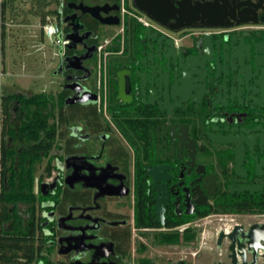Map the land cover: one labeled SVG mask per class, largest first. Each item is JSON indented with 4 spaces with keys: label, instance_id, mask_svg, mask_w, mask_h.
Segmentation results:
<instances>
[{
    "label": "flooded vegetation",
    "instance_id": "af4514ba",
    "mask_svg": "<svg viewBox=\"0 0 264 264\" xmlns=\"http://www.w3.org/2000/svg\"><path fill=\"white\" fill-rule=\"evenodd\" d=\"M210 1L54 2L57 13L53 23L62 35L71 31L74 22L82 25L78 34L82 42L71 47L68 41L56 45L59 50L53 73L60 77V91L67 90V97L72 91L65 85L79 82L96 93L95 103L74 104L100 103L105 109L102 108V114L109 128L92 133L81 121L67 123L68 135L74 139L75 152L64 154L60 149H54V175L48 176L51 179L47 182L54 187L52 190L48 188L47 194H42L40 181L37 183L38 194L46 198L39 202L40 209L37 208L36 214L40 218L42 232L53 236L50 241L54 244L55 254L52 252L49 255L53 263L262 264V259L252 263L248 252H245L243 260L236 252L232 257L227 234L235 226H238L237 231H243L253 223L262 225L264 229V211L252 210L253 202L264 204V95L260 96L258 88L252 83L255 76L251 66L254 56H264V23L171 30L151 20L138 8L167 15L175 10H192L196 2ZM91 6L101 8L102 16L111 14L117 17L118 24H100L82 11L83 7ZM126 16L142 23L137 38L125 35L123 25ZM90 21H94L96 30L88 25ZM146 27L149 28L147 33ZM107 28L118 30L102 45L101 32ZM205 35L209 37L204 39ZM158 38H161L162 49L157 52ZM92 45L95 48L82 62L87 71L64 68V57L80 55L85 52V47ZM216 46L222 48L226 62L237 67L232 73H220L214 78L213 72L207 74V67L213 66V60L206 62L204 53L207 58L214 57ZM256 46L262 54L258 53ZM231 54L239 59L231 58ZM98 56L105 69L104 75L99 74L100 81L97 76ZM185 59H188L187 63ZM192 62H200L202 67L196 69L189 66ZM240 62L242 71L239 73ZM60 65L63 68L61 72L57 71ZM179 65L183 68V75L180 77L176 73L174 77L173 70H181ZM67 76L82 79L66 80ZM157 78L161 82H156ZM119 79L123 88H126L125 80L128 81L129 91L124 93L130 96L128 101L117 98ZM179 79H182V86L178 83ZM221 81H224V87L219 89ZM110 103L133 110L132 115L117 118L120 126L107 112ZM72 127H78L74 130L75 134H72ZM73 155L84 156L96 178L104 175L97 182L108 186L122 184L128 189L127 194L94 198L96 188L84 187L83 181L67 185L64 178L71 169L65 168L63 162L66 156ZM80 173L86 172L81 170ZM93 178L91 182L96 179ZM252 186L259 188L254 191L246 188ZM65 187L86 190L89 198L85 199L86 202L67 203L65 211L60 213L54 195L57 194L59 200V192ZM136 187L145 189V206L150 210L153 226L135 225L136 208L141 206V197L135 193ZM158 194L163 204L162 222L155 212L154 198ZM130 195L131 215L117 211L111 204ZM69 212L71 218L57 222L59 217L67 216ZM86 216L99 219L92 223L85 219ZM169 221L180 223L170 227L167 226ZM85 224L97 228L84 230L87 238L80 242L81 248H72L74 240L58 242L60 237L79 235ZM185 229L192 236L177 243L160 242L158 238L161 232L176 230L182 233ZM132 230L140 239H152L158 246L154 249L158 253L140 257V253L147 248L140 240L135 241L132 248ZM68 244L70 249H67ZM60 247L62 252H59ZM170 247L173 250H167ZM131 249L136 252L133 258L130 256Z\"/></svg>",
    "mask_w": 264,
    "mask_h": 264
},
{
    "label": "trees",
    "instance_id": "16d2710c",
    "mask_svg": "<svg viewBox=\"0 0 264 264\" xmlns=\"http://www.w3.org/2000/svg\"><path fill=\"white\" fill-rule=\"evenodd\" d=\"M15 0H2L0 16L13 9ZM57 0H29V12L39 18L41 25L56 15V8L49 6ZM88 25L96 30L94 21ZM125 35L138 37L143 25L132 16L124 18ZM4 25H1L0 40L3 39ZM2 49V43H1ZM100 56H98V61ZM67 90L56 95L44 92L25 93L15 91L0 94V264H53L49 255L53 252V236L40 229V218L36 214L39 202L46 197L33 191L36 173L38 179L51 175L54 169V149L64 154L75 152L73 137L68 135L67 123L81 121L89 131L97 133L108 130L102 114V105H64ZM107 112L120 126L117 118L132 115L131 108L108 104ZM59 192V191H58ZM135 193L141 197V208H136V226L155 225L150 223V210L145 206L147 198L144 187H136ZM54 195L63 213L67 203L86 202V190H69L65 187ZM59 201V202H58ZM20 206V208H18ZM252 210L264 211V204L253 202ZM146 208V209H145ZM179 221H169L167 226H175ZM189 230L161 232L160 242L177 243L191 237Z\"/></svg>",
    "mask_w": 264,
    "mask_h": 264
},
{
    "label": "water",
    "instance_id": "95a60500",
    "mask_svg": "<svg viewBox=\"0 0 264 264\" xmlns=\"http://www.w3.org/2000/svg\"><path fill=\"white\" fill-rule=\"evenodd\" d=\"M103 8V7H102ZM139 10L145 14L148 18L151 20L159 23L160 25H163L171 30H179L182 28H191V27H201V28H222V27H230L234 24H241V23H257L261 22L264 23V0H212L210 2H196L192 10H175L174 12H171L170 14L164 15L160 11H151L147 8H142L138 6ZM99 7L97 6H91V7H83L82 11L87 12L93 19L97 20L100 24H106V25H114L118 24L117 17L112 16L111 14H106V16H102L100 14ZM104 10V9H103ZM82 27V25L77 21L74 22L71 28L70 32L65 33L64 35H60V39H63L65 41H68V46L71 47L72 44H76L78 42H82L79 37V29ZM149 30L148 27L145 29V33H147ZM209 37L208 35L204 36V39ZM82 38H85L82 37ZM161 38H158L156 41V51L158 52L159 49L162 47L161 45ZM95 48V46H88L85 47V52L80 55H71L66 56L62 59V62L65 63L64 68H71V69H77V70H84L87 71L85 67H83L82 62L87 59L91 51ZM162 49V48H161ZM222 48H217L216 46V55L214 57H208L204 53L206 62H209L210 60H213V66L207 67V74L213 72L214 78H216L220 73L225 75L227 72L232 73L237 65L235 66L231 62H226L224 52L221 51ZM233 50V48H232ZM256 50L258 53L262 54V50L259 49L256 46ZM231 58L239 59V57L231 54ZM159 58V57H158ZM185 63L188 62V59L184 60ZM189 66L194 67L196 69H200L202 67V64L200 62H192L189 64ZM238 66H240L239 73L242 71L241 68V62L238 63ZM251 66L254 67L253 75L255 76V79L252 80V83L255 87L258 88L257 93L263 97L264 95V83L262 82V78L264 75V56L260 57H253V61ZM185 67V66H184ZM178 68H181L180 71H177L176 69L173 70V75L175 77V74H179L180 77L183 75V68L181 65L178 66ZM63 68L60 65L57 68V71H62ZM221 71V72H220ZM122 72H118V74H122ZM196 73V72H195ZM173 77V84L176 83L175 79ZM160 78V77H159ZM159 78L156 79V82H161ZM81 80V78L76 79L75 76H67L66 80ZM120 80V79H119ZM209 80V79H208ZM261 80V81H260ZM121 81V80H120ZM119 81L118 86V95L117 98H122L123 100L128 101L130 96H126L124 93L129 91L128 87V81L125 80L126 88H123L122 81ZM179 85L182 86L183 82L182 79H179L178 81ZM224 87V81H221L219 85V89H222ZM65 88H68L72 91V94L65 97L64 104L65 105H72L74 103L79 104H89V103H95L97 101V95L96 93L90 91L88 88L80 84L79 82H73L71 84H66ZM230 88V87H229ZM230 90V89H229ZM264 115V114H263ZM78 127H72V134H75V129ZM84 159V156L81 155H73V156H66L64 159V166L65 168H70L71 171L65 176L64 181L67 185L73 186V183L76 181H83L84 187H94L97 190V193H95L94 198L101 195H114V196H124L127 194V188L122 185H116V186H108L106 184H102L100 182H97L96 180H102V176L96 178V174H94V171L92 167L89 165V163L84 161H81ZM62 164V163H61ZM256 167L257 162H255ZM81 170H85L86 173H80ZM95 177V181L91 182ZM40 191L42 194H47L48 188L50 190L53 189L54 184H48L47 182H40L39 184ZM250 191H254L258 189L257 186L252 187H246ZM244 189L240 188L239 190ZM159 194L157 197H155L156 201V209L155 212L159 214L160 221L162 222V216H163V204H161ZM71 213L67 216H62L57 219V222L60 223L64 220H67L71 218ZM86 220L95 223L99 218H92L89 216L85 217ZM61 227V225H60ZM237 227L235 226L233 229L229 231L228 238L231 241L230 249L232 251V257L234 256V252L237 253V256L244 259L245 252H248L249 258L252 263H254L257 259H262L264 264V229L262 225H259L257 223H253L250 225L246 230L237 231ZM90 228H97L95 225H88L85 224L83 227H81V233L79 235L74 236H65L60 237L58 239V242L60 243L62 240H74V244L71 245L72 248H81L80 242H83L85 238H87L84 234L85 229ZM90 238V237H88ZM235 243V247L233 244ZM67 249H70V245L68 244ZM59 252H62L61 247L59 249ZM234 260V258H233ZM232 260V261H233ZM69 264H91V263H81L79 261L70 262Z\"/></svg>",
    "mask_w": 264,
    "mask_h": 264
},
{
    "label": "rangeland",
    "instance_id": "374dc122",
    "mask_svg": "<svg viewBox=\"0 0 264 264\" xmlns=\"http://www.w3.org/2000/svg\"><path fill=\"white\" fill-rule=\"evenodd\" d=\"M12 7L11 11L6 10L4 12L3 21L0 16V31L2 23L4 25L2 28L3 39L0 40V93L22 91L29 94L44 92L56 95L61 89L60 77L53 73L57 64L59 47L53 44L49 37L44 36L39 18L29 12V0H15ZM54 7V3L49 6V8ZM48 19V22H54V18L49 17ZM115 30L118 29L107 28L106 31L101 32L103 36L102 45L104 40L109 39ZM98 62L97 76L98 81H100L99 74L104 75L105 69L101 57ZM104 93L101 95L102 102L105 100ZM103 110L105 111L104 108ZM40 173L41 169L37 171L34 180L33 191L35 193H38V181L48 182L51 179L46 176L39 180L38 175ZM52 175H54L53 170ZM131 201L132 195L125 200L113 201L111 204L117 211H125L131 215ZM137 240L142 241L147 248L146 251L140 253V257L148 253H158L154 250L158 246L152 239L149 240L144 237L140 239L132 230V248H134L133 245ZM167 250H173V247ZM130 252L131 258L136 256V252H133L132 249ZM55 258L58 257L55 255Z\"/></svg>",
    "mask_w": 264,
    "mask_h": 264
},
{
    "label": "built area",
    "instance_id": "2783aa9c",
    "mask_svg": "<svg viewBox=\"0 0 264 264\" xmlns=\"http://www.w3.org/2000/svg\"><path fill=\"white\" fill-rule=\"evenodd\" d=\"M42 29L44 36L49 37L53 44L58 45L65 42V40L59 38L62 34L60 33L59 27L53 22H46L42 25Z\"/></svg>",
    "mask_w": 264,
    "mask_h": 264
}]
</instances>
